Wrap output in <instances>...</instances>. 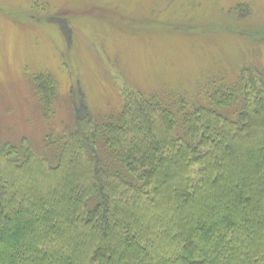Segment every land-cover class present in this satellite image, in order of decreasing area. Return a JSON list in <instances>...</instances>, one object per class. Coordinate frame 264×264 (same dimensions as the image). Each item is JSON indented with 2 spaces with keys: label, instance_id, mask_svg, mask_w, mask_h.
<instances>
[{
  "label": "trees",
  "instance_id": "1",
  "mask_svg": "<svg viewBox=\"0 0 264 264\" xmlns=\"http://www.w3.org/2000/svg\"><path fill=\"white\" fill-rule=\"evenodd\" d=\"M249 6L218 27L244 37ZM260 60L190 90L126 88L104 114L72 90L70 122L41 154L0 144V264H264ZM32 84L54 117V78Z\"/></svg>",
  "mask_w": 264,
  "mask_h": 264
},
{
  "label": "rangeland",
  "instance_id": "2",
  "mask_svg": "<svg viewBox=\"0 0 264 264\" xmlns=\"http://www.w3.org/2000/svg\"><path fill=\"white\" fill-rule=\"evenodd\" d=\"M238 2L250 5L235 23L245 38L218 27L233 24ZM263 35L264 0H0V144L26 138L41 154L46 135L70 122L72 90L104 114L126 88L190 90L221 68L259 57L264 66ZM44 74L57 86L51 118L32 84Z\"/></svg>",
  "mask_w": 264,
  "mask_h": 264
}]
</instances>
